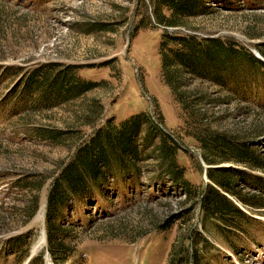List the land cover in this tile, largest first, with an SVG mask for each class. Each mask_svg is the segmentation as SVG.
I'll use <instances>...</instances> for the list:
<instances>
[{
	"label": "rangeland",
	"instance_id": "374dc122",
	"mask_svg": "<svg viewBox=\"0 0 264 264\" xmlns=\"http://www.w3.org/2000/svg\"><path fill=\"white\" fill-rule=\"evenodd\" d=\"M154 1L0 0V101L16 84L22 82L23 88L26 75L44 66L59 71L77 68L80 80L97 86L53 107L36 108L26 120L17 117L16 126L0 121V264H31L37 259L35 264H56L48 252L46 193L41 194L40 210L30 218L35 192L19 190L15 183L24 177L50 181L70 158L72 148L86 141L89 125L100 128L109 121L119 125L141 113L183 149L180 165L194 185H210L209 169L226 167L255 179L256 185L240 181L238 188L256 208L231 198L256 222L243 227L248 236L242 230L225 236L209 221L205 231L200 204L188 202L168 176L162 184L157 181L161 169L147 154L140 187L118 195L107 193L110 202L88 206V218L67 224L66 242L76 249L67 264H168L173 244L180 247L178 238L195 230L209 241L201 250L202 264H264V199L257 186L264 187V86L235 95L227 87L184 72L174 96L159 52L168 32L230 38L264 60L260 53L264 0H235L231 10L219 6L214 12L184 19L177 28L158 23ZM214 3L206 7H215ZM10 67L20 68L21 76L1 78ZM36 129L63 135L57 141H43L24 132ZM144 135L145 129L140 141ZM209 135L248 146L261 159V168L230 164L223 155L208 152L204 141ZM181 213L186 218L177 219L167 231L160 230ZM21 236H28L21 246L8 244Z\"/></svg>",
	"mask_w": 264,
	"mask_h": 264
},
{
	"label": "trees",
	"instance_id": "16d2710c",
	"mask_svg": "<svg viewBox=\"0 0 264 264\" xmlns=\"http://www.w3.org/2000/svg\"><path fill=\"white\" fill-rule=\"evenodd\" d=\"M220 1L223 4L219 5ZM209 2H215V7H206ZM234 4L235 0H156L154 13L161 26L177 28L186 18L207 11L214 12L216 10L213 8L219 6L231 10ZM159 52L167 75L166 83L174 96L179 78L184 72L227 87V91H234L235 95L264 86V61L230 38H203L179 33L170 35L165 32ZM260 53L264 57V47L260 49ZM76 69L59 71L56 66H44L26 75L24 87L21 88L22 82L21 85L16 84L0 101L1 123L16 126L17 117L26 120L33 116L36 108L53 107L97 87L90 81L80 80ZM7 74L18 78L21 76V69L10 67L1 78ZM183 108L187 110V107ZM89 126L92 128L89 129L90 135L85 142L72 148L70 158L63 164L59 174L50 180L49 187V178L36 180L24 177L15 183L19 190L35 192L31 201L30 218L40 210L41 194L46 193L48 252L56 264H67L76 255V249L66 242L70 237L67 224H71L75 218L81 223L82 218H88V206L99 207L100 200L110 202L107 193L114 192L118 195L127 189L140 187L142 162L144 158H150L147 154L154 156L161 169L157 181L162 184L164 177L168 176L172 184L182 188L188 202L200 204L205 231L208 230L209 221L216 223V229L225 236L241 230L244 236H248L243 227L254 225L256 219L240 209L231 197L248 207L256 208L238 188L240 181L254 185L255 179L251 181L243 171L226 167L209 169L210 185H194L186 178V169L180 165L179 154L183 149L176 140L163 133L145 113L129 117L119 125L109 121L100 128ZM143 129L145 135L140 141ZM24 132L30 139L38 138L43 141H57L63 135L46 129ZM156 140H159L157 145L154 144ZM151 146L152 150H148ZM204 146L210 153L223 155L230 164L261 168V159L248 146L221 135H209ZM257 186L261 199H264L263 185ZM148 194L152 195L151 192ZM187 211L188 215L189 210ZM183 214L173 215L160 230H169L177 219L186 218L187 215ZM27 238L28 236L13 238L8 244L17 248ZM177 242L180 247L173 244L168 264H179L181 260L184 263L180 264H202L201 250L209 244L203 232L195 230L178 238ZM233 250L236 251L234 248ZM39 258L42 259L43 254ZM36 261L33 260L31 264Z\"/></svg>",
	"mask_w": 264,
	"mask_h": 264
},
{
	"label": "water",
	"instance_id": "95a60500",
	"mask_svg": "<svg viewBox=\"0 0 264 264\" xmlns=\"http://www.w3.org/2000/svg\"><path fill=\"white\" fill-rule=\"evenodd\" d=\"M256 57H257L258 59L264 61L263 58H262L259 54H257Z\"/></svg>",
	"mask_w": 264,
	"mask_h": 264
}]
</instances>
